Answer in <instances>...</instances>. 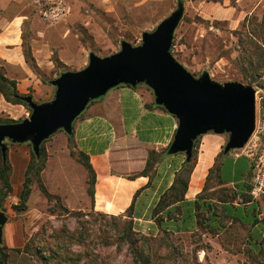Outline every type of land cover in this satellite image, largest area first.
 Segmentation results:
<instances>
[{
  "label": "rangeland",
  "instance_id": "1",
  "mask_svg": "<svg viewBox=\"0 0 264 264\" xmlns=\"http://www.w3.org/2000/svg\"><path fill=\"white\" fill-rule=\"evenodd\" d=\"M179 2L184 4L185 11L175 31L172 54L196 77L207 71L220 83L239 81L256 88V129L247 146L240 150L250 154L253 162L259 158L264 161V73L261 70L260 75L250 67L244 69L242 66L243 51L248 50L264 62V44H256L248 35L249 23L253 21L259 24L255 31L257 38L264 39L259 32L264 18V0H62L55 12L59 14H43L42 11L49 8L36 0H0V35L9 38L7 42L13 53H6L9 62L0 55V66L6 76L17 81L22 95H32L39 103L51 101L56 93L52 80L63 72L85 68L91 52L102 57L111 55L120 51L123 40L134 46L140 45L143 32L155 30ZM14 17L19 18L18 21L7 27ZM29 51L27 60L25 52ZM30 114V108L10 103L0 93V117L3 120L21 121ZM223 135L227 143L229 135ZM52 136L43 143L47 160L41 180L51 193L61 197V204L69 212L49 201L35 179L27 208L13 209L12 206L19 202L25 171L32 159V147L28 142L9 143L14 191L5 208L0 209L9 216L0 251L9 254L11 264H42V259L34 252L41 246L46 254H51L57 246L63 256L82 251L85 254L82 264L91 257L98 258L100 262L104 258L103 261L109 264H130L132 258L127 246L116 251L114 243L117 230L127 219L126 213L117 215L120 217L115 219L107 213L84 208L87 204H83V196L87 199L89 194L88 170L71 154L73 150L78 152L73 148V142L57 139L59 136L66 138L68 134L59 130ZM49 144L52 153L48 152ZM213 148L208 144L206 149ZM183 158H186L185 154ZM67 162H71L68 170L71 185H67L68 179L62 174L63 169H59L69 166ZM85 180L88 187L83 194ZM209 194V191L205 192V195ZM258 199L264 203V196ZM221 222L228 229L219 236L208 232L204 223H199L200 229L194 232L147 234L154 238V262L264 264V252L249 251L239 243L237 234L244 230L234 223L229 225V220L222 219ZM79 234L86 238L84 245L72 241Z\"/></svg>",
  "mask_w": 264,
  "mask_h": 264
},
{
  "label": "crops",
  "instance_id": "2",
  "mask_svg": "<svg viewBox=\"0 0 264 264\" xmlns=\"http://www.w3.org/2000/svg\"><path fill=\"white\" fill-rule=\"evenodd\" d=\"M17 19L14 17L7 27L13 26ZM8 39L0 35V55L9 62L6 53H12V49ZM177 127L178 119L156 103L153 91L145 84H121L90 102L74 121L72 136L73 145L89 155L96 172L94 199L87 192V199L83 196V204H87L84 208L121 215L134 203L136 229L145 234L159 232L153 209L161 195L173 184L184 161L183 154L168 153ZM57 139L69 142L68 136ZM225 143L226 136L214 132L199 138L196 164L185 200L194 202L208 185L206 191L211 194L205 195L202 201L213 204L212 210H199L205 217L204 226L208 232L219 236L228 229L221 220H229V225L234 223L244 230L237 235L245 249L264 252V203L250 194L254 181L253 159L240 149L219 155ZM208 144L214 148L207 150ZM51 149L49 144V153H52ZM151 150L161 152L156 169L148 176L130 178L145 169ZM70 163L67 162L69 166L64 168L59 167L63 169L60 174L68 179L67 185L72 183L68 171ZM217 164L221 168L220 177L214 175L209 180L210 171ZM87 187L85 180L81 193L84 194ZM188 208L190 221L185 226L189 227L188 232H194L200 229L195 215L198 208L193 205ZM215 212L217 215H213ZM167 218L165 223L169 224V228L182 232L179 231L184 227L181 214L170 220Z\"/></svg>",
  "mask_w": 264,
  "mask_h": 264
},
{
  "label": "water",
  "instance_id": "3",
  "mask_svg": "<svg viewBox=\"0 0 264 264\" xmlns=\"http://www.w3.org/2000/svg\"><path fill=\"white\" fill-rule=\"evenodd\" d=\"M184 11L179 2L155 30L143 32L140 45L123 40L120 51L111 55L91 52L85 68L63 72L51 81L56 87L53 100L39 103L32 95H23L31 114L21 121L0 123L3 157L8 151L6 141L28 142L40 155L44 141L59 130L71 135L74 121L90 102L121 84H146L156 103L178 119L169 154L182 153L190 161L195 141L209 132L229 135L225 153L244 148L256 129L257 90L239 81L220 83L207 71L196 77L176 59L171 48ZM8 220L0 210V250Z\"/></svg>",
  "mask_w": 264,
  "mask_h": 264
},
{
  "label": "trees",
  "instance_id": "4",
  "mask_svg": "<svg viewBox=\"0 0 264 264\" xmlns=\"http://www.w3.org/2000/svg\"><path fill=\"white\" fill-rule=\"evenodd\" d=\"M249 29L251 35V41L261 42L264 44V39L259 40L257 38V34H255L257 30V26L259 24L254 23L251 21L249 23ZM262 26V30L259 32L262 33L261 35H264V18L262 23L260 24ZM250 38V37H249ZM248 38V39H249ZM245 54L242 58V66L243 68L250 67L251 70L255 73H258L261 75V70H263L264 73V62L256 58L254 54H250V50L243 51ZM30 56V51L25 52V57L28 60ZM255 73H253V77H255ZM151 89V88H150ZM152 90V89H151ZM0 93L5 97V99L13 104H23L27 106L29 105L27 102H25L21 97L23 96L17 87V81L10 79L6 74L3 72L2 67L0 66ZM92 102V101H91ZM161 106V105H160ZM164 108V106H161ZM165 109V108H164ZM18 120L9 119V120H3L0 117V123H10V122H16ZM73 133L71 135H68L69 142H73L72 140ZM200 138V137H199ZM199 138L195 141V153L193 154V157L190 161H187L186 158L184 159L182 163L181 169L177 172L175 180L171 187L166 190L160 197L159 201L157 202L155 208L153 209V217L155 218L156 223L159 226L160 231H162L164 234H168L169 231L174 232L175 230L169 228V224L165 223V218L170 220L173 217H176V214L182 215L183 225L184 227L181 228L179 231L182 232H188L190 231L189 227L185 226L187 224V221H190V210L188 207L191 205L196 206L198 208L197 213H195L198 223H205V217L202 215L201 212H199L200 209H207V211H211L213 204H206L205 201H202L205 198V191L207 189V186L205 187L204 191L198 195L197 200L194 202H190L185 200V194L188 189L189 185V179L191 176V173L195 167L196 164V158H197V152L196 147L199 143ZM9 143H12L11 141H6V144L8 146ZM32 147V145L30 144ZM73 148H76L72 144ZM225 152L222 151V154ZM0 154H1V162H0V209L5 208L6 202L9 198V196L13 193L14 187L11 180L12 175V164L9 159V150L7 151V155L4 158L2 154V150L0 147ZM71 154L76 156L79 162H81L89 173V187H88V193L94 199V187L96 183V172L91 164L90 157L85 152L78 150L77 153L73 150ZM161 153L159 154L155 150H151L149 152V158L147 161V165L145 169L138 174L130 176V178H135L140 175L148 176L154 171L157 167V164L160 161ZM47 160V151L43 144L41 145L40 155H36L32 149V159L28 163L26 171H25V180L23 182V188L21 192L19 193V202L18 204H14L12 207L15 211L17 210H24L27 208V201L29 199V196L31 194V185L34 181V179L39 183L40 189L43 192V194L46 196V198L49 201H54L57 206L61 207L62 209L69 212L68 208L63 206L61 204V197L58 195H55L51 193L46 185L41 180V172L43 171L45 164ZM220 165H216L213 169H211L209 174V180L210 177L212 178L213 175H216V177H220ZM252 187V186H251ZM233 197V196H232ZM133 209H134V203L130 206V208L125 212L126 220L124 221V226L117 230L116 233V239L114 243L117 245L116 251H121L124 246H127V249L129 250L131 254V262L130 264H156L154 262V255L152 253V249L154 248V238L152 236H149L145 233H142L141 231H138L135 227L134 220H133ZM53 212L55 209H52ZM80 211L76 212L77 214ZM213 215H217L216 212L213 213ZM113 218L117 219L120 216L112 215ZM75 241L77 243H80L81 245L85 244L86 238H84V234H79V237L72 238V241ZM73 241V242H74ZM72 243V242H71ZM110 244V243H108ZM59 246H57V249L52 251L51 254H46L44 252L42 246L38 247V250H35L34 252L38 254V256L42 259V264H82L84 252L76 253L74 255L68 254L66 256H63L58 251ZM89 255V253H87ZM9 254L6 251H0V264H11L8 261ZM104 259V258H103ZM100 262L98 258L91 257L88 258V260H85L86 264H109L106 261ZM113 264V263H112ZM160 264V263H159Z\"/></svg>",
  "mask_w": 264,
  "mask_h": 264
},
{
  "label": "built area",
  "instance_id": "5",
  "mask_svg": "<svg viewBox=\"0 0 264 264\" xmlns=\"http://www.w3.org/2000/svg\"><path fill=\"white\" fill-rule=\"evenodd\" d=\"M39 4H45L49 9L43 10V14H54L57 9L60 8V4H62V0H36ZM57 3L56 6H53ZM59 3V4H58ZM59 14V13H55ZM247 146V145H246ZM250 155V154H248ZM254 181L253 186L250 190V194L252 197L258 199L264 196V161L262 158L259 160H254Z\"/></svg>",
  "mask_w": 264,
  "mask_h": 264
}]
</instances>
